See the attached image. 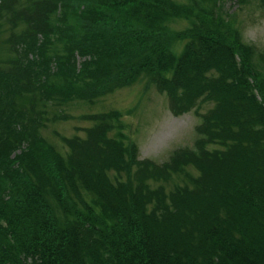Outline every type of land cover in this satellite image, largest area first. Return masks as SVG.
Here are the masks:
<instances>
[{"label":"trees","instance_id":"16d2710c","mask_svg":"<svg viewBox=\"0 0 264 264\" xmlns=\"http://www.w3.org/2000/svg\"><path fill=\"white\" fill-rule=\"evenodd\" d=\"M222 1H1L0 264H264V64ZM144 79L192 146L141 159L118 110L42 133Z\"/></svg>","mask_w":264,"mask_h":264},{"label":"rangeland","instance_id":"374dc122","mask_svg":"<svg viewBox=\"0 0 264 264\" xmlns=\"http://www.w3.org/2000/svg\"><path fill=\"white\" fill-rule=\"evenodd\" d=\"M1 1L3 0H0V3ZM35 1L37 0H29V3ZM222 3L226 13H234L236 29H238L242 41L255 45L256 52L253 55L255 62L258 65H262V62L264 64V57L260 56L264 54V0H243L241 2L223 0ZM16 8H19L18 4ZM228 14H226L227 18ZM10 25L4 17V26L0 28L6 31L10 30L12 33ZM172 25L171 23V27ZM174 25L183 28L187 24L182 20L181 22L175 21ZM25 26L23 20L17 30L23 29ZM6 38L4 36L1 39ZM182 46L183 43L180 42L179 46H175L173 49L177 51L176 47H178L177 52L179 53ZM5 51L8 54L3 50L0 53V57L3 59L11 55L7 45ZM210 106H212L211 103L200 102L199 111L205 112ZM195 107L183 114L173 113L168 94L161 91L157 85L152 84L150 88L147 87L144 79L134 85L112 91L92 106L83 105L80 100L64 103L61 108L69 113L71 118L66 121L49 123L46 128L42 129V133L51 142L59 143L54 129L72 135L76 131L75 126L91 125V121L80 117L81 113H103L118 110L122 113L121 119L127 124L124 131L139 146V157L163 162L169 158L173 149L193 145L197 135L195 128L200 121V117L196 113L198 107L196 110Z\"/></svg>","mask_w":264,"mask_h":264}]
</instances>
